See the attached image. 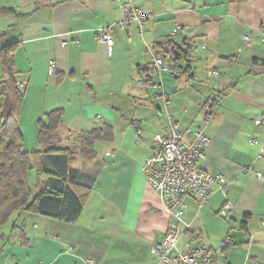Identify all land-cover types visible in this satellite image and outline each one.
I'll use <instances>...</instances> for the list:
<instances>
[{
  "label": "crops",
  "instance_id": "0c3cea01",
  "mask_svg": "<svg viewBox=\"0 0 264 264\" xmlns=\"http://www.w3.org/2000/svg\"><path fill=\"white\" fill-rule=\"evenodd\" d=\"M196 2L131 0L148 18L142 28L134 23L116 30L110 53L95 33L123 18L115 1L0 0V31L17 25L12 40L19 43L14 59L24 92L20 126L25 147L38 148V121L56 109L64 114L58 146L79 152L82 131L109 124L114 133L111 142L96 144L95 159L77 155L71 165L78 172L76 181L91 187L78 220L15 214L6 225L11 223L10 232L0 235V264H156L151 246L164 238L170 221L143 164L154 151V136L169 134V115L182 131L204 128L210 144L200 165L227 179V193L216 185L201 209L194 196L183 197L189 228L178 248L205 244L217 263L264 264V180L256 177L264 174V125L255 122L264 120V67L252 64L253 58H264V0H201L203 12L192 10ZM210 6L218 8L209 12ZM209 18L217 20L210 25L213 34L198 27ZM178 27L187 35L172 37ZM204 34L218 37V49L202 46ZM245 34L252 46L244 44ZM170 39L192 59L180 66L194 80L163 74V93L142 83L139 67L152 63L157 44ZM202 64L221 77L209 79L206 70L205 78ZM2 70L0 59V75ZM210 97L218 100L206 124L203 104ZM249 165L255 172H243ZM227 201L233 209L223 218L219 213ZM226 243L231 245L223 251Z\"/></svg>",
  "mask_w": 264,
  "mask_h": 264
},
{
  "label": "trees",
  "instance_id": "16d2710c",
  "mask_svg": "<svg viewBox=\"0 0 264 264\" xmlns=\"http://www.w3.org/2000/svg\"><path fill=\"white\" fill-rule=\"evenodd\" d=\"M112 1L120 5L123 18L99 28L113 36V49L116 43V30L126 29L134 23L142 28L148 15L141 8L130 3L131 0H129V3H123L121 0ZM121 5L140 10L144 15L143 22L139 23L134 20L128 24L126 14ZM2 12H12V9H4ZM178 28L180 29L181 27ZM16 31L17 25L0 31V46H3L0 48V59L3 67L0 75V227L8 224L15 214L22 212L73 223L80 217L91 187L81 185L76 181L78 172L71 165L77 155L87 161L95 159L97 154L95 150L96 144L102 141L111 142L114 136L113 127L106 124L100 128L82 131L77 136L81 144L79 152L69 146L61 147L57 145V139L59 138L57 132L63 124L64 114L62 109H56L46 113L38 121V148L31 150L26 148L23 131L20 126L24 92L16 81L17 69L14 59V53L19 43L12 40ZM158 46L160 49L157 48L155 50L154 57L157 53L166 55V62L172 65L181 68L178 60H174L177 55L174 52L176 49L181 51V59L184 57L188 59L187 53L180 46H177L176 41L172 39L158 43ZM252 64L264 67V58H253ZM139 68L142 83L146 86H153L152 83L154 82L155 84L156 82L158 85L156 89L163 93L164 90L161 84L163 74L170 73L175 75L171 72H163L161 79H157L153 73V62ZM185 72L194 80L193 73L188 70H185ZM219 74L220 78L221 73L219 72ZM208 78L211 79L210 77ZM217 100V98L210 97L203 104L206 124L212 120L213 108L217 104ZM242 169L243 172H255L254 167L251 165ZM20 219L18 218V220ZM230 245V243H226L223 251H227Z\"/></svg>",
  "mask_w": 264,
  "mask_h": 264
},
{
  "label": "built area",
  "instance_id": "2783aa9c",
  "mask_svg": "<svg viewBox=\"0 0 264 264\" xmlns=\"http://www.w3.org/2000/svg\"><path fill=\"white\" fill-rule=\"evenodd\" d=\"M120 1V0H118ZM126 14L127 23L134 20L143 22L144 15L137 8L121 5ZM96 40L105 43L111 52L114 44L112 35L105 31L96 29ZM173 36L175 34L172 33ZM247 46H252V39L249 34L243 37ZM69 41H64L67 46ZM165 56L157 53L153 61V73L157 79H161L163 72H171L175 75L189 77V74L182 71L176 65L166 62ZM54 62L49 61V73L54 75ZM210 78H219L217 70L211 69L207 72ZM158 88L157 83H152ZM164 94V101L166 100ZM170 131L168 135H155V148L143 164V172L147 181L159 195L165 211L170 217V223L164 238L151 246V254L156 264H226L217 263L213 259L210 249L205 244L191 246L186 251L178 248V243L185 229L189 225L184 222L183 214L186 205L183 197L194 196L201 209L209 200L217 185L226 194V175L223 173L212 174L201 167V162L207 157V148L210 144L209 138L204 134L202 127L181 130L179 124L169 115ZM205 122H207L205 120ZM256 124L264 125V120H256ZM256 144L255 140L250 141ZM253 170L252 168H249ZM258 179L264 180L263 173H256ZM233 205L226 202L220 211V216L228 218ZM264 225V223H262ZM43 264V263H38Z\"/></svg>",
  "mask_w": 264,
  "mask_h": 264
},
{
  "label": "rangeland",
  "instance_id": "374dc122",
  "mask_svg": "<svg viewBox=\"0 0 264 264\" xmlns=\"http://www.w3.org/2000/svg\"><path fill=\"white\" fill-rule=\"evenodd\" d=\"M199 1H201V0H197V2L195 3V6H194V4L193 5H190V7L192 8V10H194L193 9V7L195 8V10H200V7H201V4L202 3H198ZM217 6H210V7H208V10L207 11H209V12H214V11H216L217 10ZM220 10H222V8H220ZM219 10V11H220ZM201 12H203V8L200 10ZM210 19V18H209ZM211 20V19H210ZM217 22V20L216 21H210V22H207V23H203V24H201L200 23V25H198V27H200L201 29H202V32H204L205 31V34H206V31H208L210 34H213V32H214V30H215V28H212V27H210V25H212L213 23H216ZM237 29H238V26H237V28H235L234 29V31H237ZM232 30H233V27L232 26H230V27H226V31L228 32V33H230V32H232ZM173 34H175V36L176 37H178V36H181V35H183L184 36V33H185V35H187V30L185 29V30H183V28L181 27L180 29L179 28H177L175 31H173L172 32ZM204 34V37L201 39V44H202V46H209V48L210 49H214V48H217L218 49V37H212V38H208L206 35ZM249 34L251 35V37H252V33L249 31ZM255 34L253 35V37L252 38H255ZM255 41V40H254ZM220 42H221V40H220ZM105 44V43H104ZM245 44V43H244ZM252 44H253V42H252ZM246 45V44H245ZM244 45V46H245ZM263 45V44H262ZM223 47V46H222ZM198 48V47H197ZM199 49V48H198ZM190 50V49H189ZM192 51H193V53H194V55L196 56V51L194 50V49H192ZM205 54H203V57L204 58H206V56H204ZM191 61H192V59L191 60H187L185 57L184 58H182V59H180V60H178V64L179 65H181V66H187V65H189V63H191ZM193 62V61H192ZM212 63H210V65H211ZM203 66H205V69H204V77L206 78V70L210 67V65H209V67H206V64H202ZM212 66V65H211ZM211 69H209V70H207V72L208 71H210ZM165 74H169V76L170 77H172L171 75H170V73H165ZM181 77H183V76H181ZM59 138L60 139H62L63 138V136H60L59 135ZM64 141V140H63ZM7 225V224H6ZM5 225V227L3 226V227H0V235L1 234H3L4 232H5V230H8V233L10 232L9 231V227H11V223L8 225V226H6ZM7 233V234H8ZM15 236V235H14ZM13 236V237H14ZM14 239V238H13Z\"/></svg>",
  "mask_w": 264,
  "mask_h": 264
},
{
  "label": "water",
  "instance_id": "95a60500",
  "mask_svg": "<svg viewBox=\"0 0 264 264\" xmlns=\"http://www.w3.org/2000/svg\"><path fill=\"white\" fill-rule=\"evenodd\" d=\"M185 51V50H184ZM177 55L174 57V60H180L181 59V51H179V50H175L174 51Z\"/></svg>",
  "mask_w": 264,
  "mask_h": 264
},
{
  "label": "clouds",
  "instance_id": "9594fccd",
  "mask_svg": "<svg viewBox=\"0 0 264 264\" xmlns=\"http://www.w3.org/2000/svg\"><path fill=\"white\" fill-rule=\"evenodd\" d=\"M172 37H174V38H175L176 36H173V35H172Z\"/></svg>",
  "mask_w": 264,
  "mask_h": 264
}]
</instances>
